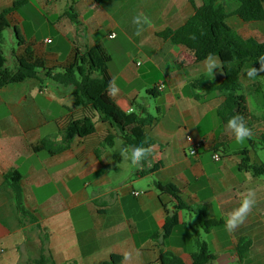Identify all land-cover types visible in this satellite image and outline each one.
<instances>
[{"label": "crops", "instance_id": "1", "mask_svg": "<svg viewBox=\"0 0 264 264\" xmlns=\"http://www.w3.org/2000/svg\"><path fill=\"white\" fill-rule=\"evenodd\" d=\"M16 1L0 0V11ZM34 1L43 26H55L54 39L51 32L29 35L23 10L11 14L9 35L15 37L18 27L25 45L18 44L7 59L8 67H14L10 69L18 68L15 54L24 56L27 49L47 68L61 71L77 53L101 48L111 58L107 71L120 89L111 97L123 111L149 114L158 121L147 128L153 151L137 168L122 158L121 137L107 145V136L116 135L115 130L91 108L76 106L73 87L58 85L42 73L41 80L1 89L0 264H29L42 251L55 264H103L124 251L133 252L127 264H162V253L193 264L198 240L218 256L213 264H239L236 246L241 239L253 242L249 257L264 248V176L247 169L261 163L256 148L264 132V115H255L250 102L251 95H262V73L249 79L244 71L255 65L247 64L241 72L243 93L255 118L253 135L238 144L218 114L225 96L209 91L222 84L224 71L214 70L210 77L196 52L160 36L180 29L195 15L189 0ZM218 2L229 13L238 8L235 0ZM72 12L79 25L68 16ZM140 13L150 23L137 36L133 17ZM228 24L244 38L264 42V22L246 23L232 16ZM161 82L166 88L158 92ZM86 116L94 119L95 133L75 138L59 151L66 126ZM188 135L202 144L198 156L190 154ZM216 153L220 161L214 160ZM158 164V171L149 172ZM16 173L19 189L9 178ZM156 183L176 186L182 203L196 211L176 210L180 203L162 194ZM248 189L256 191L257 203L245 222L229 233L225 218ZM167 210L178 213L179 224L165 239ZM201 211L224 224L206 232ZM174 239L181 242L175 244Z\"/></svg>", "mask_w": 264, "mask_h": 264}, {"label": "trees", "instance_id": "2", "mask_svg": "<svg viewBox=\"0 0 264 264\" xmlns=\"http://www.w3.org/2000/svg\"><path fill=\"white\" fill-rule=\"evenodd\" d=\"M96 1L100 3L104 0ZM189 1L195 9V15L180 29L165 31L160 36L196 52L201 60H205L209 53L220 59L225 76L224 81L218 86L209 88L210 92H219L225 96V102L218 109L219 117L224 124H227L228 119L232 116L241 115L252 129L255 118L249 111L247 97L243 93L241 72L243 67L250 63L259 68L257 58L264 55V42L261 43L253 38H244L228 24V20L232 16H237L246 23L264 22V0H235L238 8L232 13H229L218 0H202L201 5L197 4L196 0ZM24 4H27L26 0H18L12 7L0 11V90L10 85L23 83L28 79L41 80L40 75L43 73L46 79L58 85L73 87L76 106L91 108L98 114L101 122L109 124L115 130L116 135L109 134L107 136V145L113 146L117 136L123 139L124 147H148L150 145L153 147L154 141L148 134L147 128L156 123L158 118L149 114L127 113L109 95L107 88L111 78L107 70L111 58L101 48L92 49L84 54L77 53L74 61L61 71L56 68H47L44 61L35 56L30 49L26 50L24 56L15 54L18 64L16 70L8 67L2 47L3 34L11 28L9 16L18 12ZM68 16L74 24H80L76 13L72 12ZM15 33L19 46L25 45V40L18 27H15ZM192 35H195V40L190 39ZM261 73L264 83V72ZM152 93L153 91H150V94ZM262 104L264 107V90ZM262 125L264 127V117ZM95 130V122L92 117L86 116L70 121L62 132L64 145L59 151L69 147L75 138H86L93 135ZM260 143L264 146V132L261 134ZM35 150L38 151L39 148L35 147ZM49 152L55 153L54 150H49ZM160 168L161 164L155 165L149 169V172H156ZM247 169L251 170L256 177L264 176V162L247 166ZM9 178L19 189L20 175L16 173ZM156 186L162 194H169L180 203L176 210L196 211L182 203L181 192L173 184L156 183ZM166 212L167 218L163 235L165 239L172 235L179 224L178 213L168 210ZM22 213L25 216L27 214L26 211ZM199 215L204 218L203 227L206 232L224 224L223 220L208 219L203 211ZM252 247L251 240L241 239L237 243L236 253L239 264L249 257ZM192 258L193 264H213L218 256L209 250L206 242L198 240L197 250L193 253ZM122 260L123 256L112 255L110 260L103 264H120ZM160 260L162 264H184L179 257L171 253H162ZM29 264L55 263L50 256L42 251L40 257Z\"/></svg>", "mask_w": 264, "mask_h": 264}, {"label": "clouds", "instance_id": "3", "mask_svg": "<svg viewBox=\"0 0 264 264\" xmlns=\"http://www.w3.org/2000/svg\"><path fill=\"white\" fill-rule=\"evenodd\" d=\"M133 23L137 26L135 34L139 36L145 30L144 25L149 24L150 21L147 16L140 13L133 17ZM110 38L114 39L115 33H112ZM190 39L195 40V35L190 36ZM47 43H51V40L49 39ZM257 61L259 62V68L251 66L244 70L249 79H254L259 75V73L264 72V55L259 56ZM202 63L210 77L214 76V70H223V66L219 61V58L212 53H209ZM107 90L109 95L112 97L118 95L120 89L116 85L114 78L108 82ZM226 127L230 134L234 136V139L238 144L243 143L246 139H250L253 135L252 129L247 125L244 117L238 114L228 119ZM152 151L153 147L151 145L148 147L137 146L131 149L128 147H122L120 149V154L125 161H128L131 165L139 168L141 166V162L145 160L152 153ZM256 203V191L254 189H248L246 193L243 194L239 206L232 210L225 218L226 231L231 233L240 227L252 212ZM135 254L139 256V251L137 250ZM122 256L123 260L120 264H127V262L132 259L133 252L124 251Z\"/></svg>", "mask_w": 264, "mask_h": 264}, {"label": "rangeland", "instance_id": "4", "mask_svg": "<svg viewBox=\"0 0 264 264\" xmlns=\"http://www.w3.org/2000/svg\"><path fill=\"white\" fill-rule=\"evenodd\" d=\"M19 1H23V0H19ZM29 1H31V4H26V5L24 4L19 9V11L23 10L27 15V17L29 18L28 22L25 24L27 33L32 36L34 32H36L41 36L42 34H49L51 32V34L53 35H51L50 38L54 39L56 33L55 26H50V25L43 26L40 17L35 15L34 9L38 7V3L34 0H29ZM31 20H33V23ZM49 20L53 22L52 18H49ZM2 47L6 58L10 60V58H12L13 51L18 49V41L16 35L15 37L11 38L9 35V30H6L3 34ZM9 67L14 68L11 64L9 65ZM262 87H263L262 90H264L263 81H262ZM250 102L253 107L255 115L257 116L264 115V108L262 104L261 94L259 96H257L256 94L251 95ZM152 104L153 106H155L154 102H152ZM256 153L260 158L261 162H264V146L260 145L259 147H257ZM173 242L175 244H178L181 241L180 239H174ZM245 264H264V248L263 247H259L258 249L256 248L253 254H251L248 260L245 262Z\"/></svg>", "mask_w": 264, "mask_h": 264}, {"label": "built area", "instance_id": "5", "mask_svg": "<svg viewBox=\"0 0 264 264\" xmlns=\"http://www.w3.org/2000/svg\"><path fill=\"white\" fill-rule=\"evenodd\" d=\"M165 88H166V85L161 82L160 84L157 85L156 89H157L158 92H162V91L165 90ZM186 138H187V141L191 144L190 154L192 156H198L199 149H200L202 144L199 143V142L194 141V139L190 135H188ZM214 160L215 161H220L221 160V156L218 153H216L214 155ZM136 195H139V193H136ZM0 253H3V250L1 248H0Z\"/></svg>", "mask_w": 264, "mask_h": 264}]
</instances>
